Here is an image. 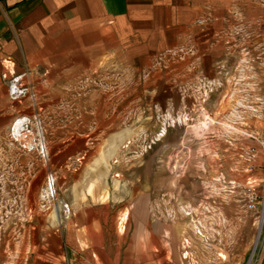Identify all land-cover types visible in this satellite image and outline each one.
Returning a JSON list of instances; mask_svg holds the SVG:
<instances>
[{"label": "rangeland", "instance_id": "rangeland-1", "mask_svg": "<svg viewBox=\"0 0 264 264\" xmlns=\"http://www.w3.org/2000/svg\"><path fill=\"white\" fill-rule=\"evenodd\" d=\"M85 50L1 104L0 264H252L264 60L209 90L170 57L138 69Z\"/></svg>", "mask_w": 264, "mask_h": 264}, {"label": "crops", "instance_id": "crops-1", "mask_svg": "<svg viewBox=\"0 0 264 264\" xmlns=\"http://www.w3.org/2000/svg\"><path fill=\"white\" fill-rule=\"evenodd\" d=\"M84 48L138 69L170 57L177 79L211 90L222 70L254 66L243 55L264 60V0H0V111L40 71L66 76ZM252 264H264V230Z\"/></svg>", "mask_w": 264, "mask_h": 264}, {"label": "bare ground", "instance_id": "bare-ground-1", "mask_svg": "<svg viewBox=\"0 0 264 264\" xmlns=\"http://www.w3.org/2000/svg\"><path fill=\"white\" fill-rule=\"evenodd\" d=\"M12 89V91H16V88L17 87H15V86H12L11 87ZM21 123H22V120L21 119H18V120H16L15 122H14V124H13V126H12V133H13V136L15 135V136H18V134H19V128L21 127ZM50 183V184H49ZM49 183H48V191L47 192H51V188H50V185H51V180H49Z\"/></svg>", "mask_w": 264, "mask_h": 264}, {"label": "built area", "instance_id": "built-area-1", "mask_svg": "<svg viewBox=\"0 0 264 264\" xmlns=\"http://www.w3.org/2000/svg\"><path fill=\"white\" fill-rule=\"evenodd\" d=\"M263 178H264V172H263ZM253 200H254L253 197L250 198L251 204L249 205V207H253L254 206L255 203L253 202Z\"/></svg>", "mask_w": 264, "mask_h": 264}]
</instances>
